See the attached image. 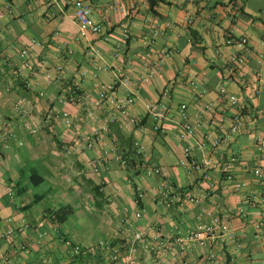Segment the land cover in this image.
I'll return each mask as SVG.
<instances>
[{"label": "crops", "instance_id": "obj_1", "mask_svg": "<svg viewBox=\"0 0 264 264\" xmlns=\"http://www.w3.org/2000/svg\"><path fill=\"white\" fill-rule=\"evenodd\" d=\"M90 3L102 31L81 37L70 0H0V222L29 225L0 240V264H72L67 241L85 249V264H113V251L129 264H207L208 247L183 250L178 238L214 215L228 229L214 242L220 264H264V177L254 174L264 168V0ZM243 37L249 53L236 42ZM113 82L116 97L135 96L126 114L98 103L101 86ZM74 89L82 102L70 98ZM223 89L246 103L237 132ZM146 103L166 105L160 130L151 128ZM183 103L191 124L201 120L195 138L180 136ZM52 108L71 121H46ZM219 136L225 141L214 147ZM185 153L212 165L194 169ZM148 165L164 167L183 193L176 205L154 199L161 177ZM139 189L146 193L137 201ZM64 207L73 213L55 226L53 213ZM79 212L91 220L87 228ZM140 229H148L152 250L133 243Z\"/></svg>", "mask_w": 264, "mask_h": 264}, {"label": "built area", "instance_id": "obj_2", "mask_svg": "<svg viewBox=\"0 0 264 264\" xmlns=\"http://www.w3.org/2000/svg\"><path fill=\"white\" fill-rule=\"evenodd\" d=\"M28 1V0H26ZM71 3L75 7V20L79 26V34L81 37H86L90 33H100L102 31V24L99 21L94 20L93 18V8L90 3V0H70ZM3 17V13L0 12V23L1 19ZM236 40V39H235ZM233 38L230 39L229 42L235 41ZM237 44L244 47V50L246 53L250 52V47L248 45V40L246 37H243L239 40H236ZM30 51L28 49H23L20 52V57L22 58L23 64L25 68H31L32 61L30 57ZM246 60L245 56H238L237 57V63H243ZM2 62V59L0 58V63ZM159 67V65H156L155 68H152L150 70L149 76L152 77L155 74V70ZM108 67H104V69H107ZM237 65L236 62H231L227 66V73L228 75L232 76L237 72ZM61 67H58V72L61 73ZM61 75L58 77L60 78ZM44 77L48 79H52V73L50 71H45ZM38 82V81H37ZM30 87H33L32 84H29ZM116 82L103 84L101 86L100 92H99V100L98 103H102L106 101L109 105H111L117 112L121 114H126L128 111V107L134 102L135 96L133 94H130L127 97L124 98H118L114 95ZM72 96L70 97L72 100L77 102H82V95L74 89ZM170 90L169 88H166L162 92V97L166 98L169 94ZM223 93L225 94L224 97H226L229 104L235 109L233 113V125L231 128V132H237L239 128L243 125V111L246 108V103L242 101L238 95L234 93H227L225 89H223ZM40 95L44 96V92L40 91ZM22 105L18 104L16 105V109L21 110ZM146 108L148 111V115L150 119L153 121L152 127L154 130H160L162 127L163 120L167 119L169 116L167 107L163 103H146ZM187 104L183 103L181 104L179 108V112L181 116L185 119V122L182 123V132L180 136L182 138L188 137V138H195L196 137V131L197 128L201 125V120H199L196 124H191L188 120V113H187ZM23 112H25L23 110ZM201 118V117H200ZM57 119H63L65 122H70V114L68 111H61L58 109H50L48 113L46 114V121L50 122ZM131 122L135 125L140 124V126L143 129H147V126L144 123H141L139 119L136 117L130 118ZM12 123L11 121L6 122L5 127L8 129L11 127ZM3 135L2 131L0 130V137ZM5 135L9 136H15L12 132H7ZM228 136V135H227ZM225 137L219 136L214 139L213 146L218 147L224 140ZM139 148H141L139 143H136ZM200 147L203 148L202 145ZM258 149H262V144L260 141V138L258 139ZM189 155L188 153H185V158L182 160L184 163L190 164L192 168L201 170V169H207L212 165V161L210 158H203L200 162L190 161L188 159ZM124 163L127 164V160H124ZM147 171L149 174H155L161 177L160 183H159V190L156 191V194L154 196V199H159L160 202L167 206L176 205L178 202V195L183 194L180 191H174L172 184L170 181L166 178L165 169L162 166L158 165H152L147 167ZM254 174L258 177H264V168L261 166H257L254 169ZM231 178V176H230ZM145 191L142 189H139L137 192V201H140L143 197H145ZM188 199L193 200L194 202H199V198L192 194L186 195ZM139 215V213H137ZM7 226H3V222H0V240L1 239H10L14 236H16L18 233L25 230L26 227H29L27 223L23 221L21 224H15L13 219L8 217L4 221ZM219 229H221L219 231ZM228 229L225 223L222 222L221 218L218 215L211 216L209 221L202 222L199 224L195 229L190 231L185 237L178 238L179 244L181 245V248L183 250L187 249L188 247H191V245L195 244L200 247H208L207 255H206V261L207 264H220V258L218 256V253L216 252L214 242L218 238L219 235H223L224 233L227 234ZM229 234V233H228ZM40 236H43L44 233H39ZM231 236V235H230ZM150 233L148 229H140L134 232L133 234V243L139 246H142L145 250H152L154 246L150 245ZM106 249L110 248V245L108 243L102 242L101 243ZM67 245L69 246L70 255L73 259L72 264H81L79 260V256L83 253V247L80 244L73 243L71 241H67ZM21 248H24V245H21ZM17 250V248H15ZM13 250V252H15ZM6 258H9V255L6 256ZM110 260L113 264H129V261H122L120 258V255L117 251H113L110 255ZM60 264H66L65 262H61ZM143 264H153L152 261H145Z\"/></svg>", "mask_w": 264, "mask_h": 264}, {"label": "trees", "instance_id": "obj_3", "mask_svg": "<svg viewBox=\"0 0 264 264\" xmlns=\"http://www.w3.org/2000/svg\"><path fill=\"white\" fill-rule=\"evenodd\" d=\"M73 213V210L71 208L68 207H64L62 209H59L58 211L53 213L52 216V222L55 226H59L61 225L64 221H66L67 217L69 215H71ZM85 252V249L83 248V253ZM82 253V255H83ZM82 255H80L79 257H82ZM82 259V258H81ZM81 264H85L83 261H81Z\"/></svg>", "mask_w": 264, "mask_h": 264}, {"label": "rangeland", "instance_id": "obj_4", "mask_svg": "<svg viewBox=\"0 0 264 264\" xmlns=\"http://www.w3.org/2000/svg\"><path fill=\"white\" fill-rule=\"evenodd\" d=\"M80 215V218H81V221H82V223L84 224V226L87 228V226H89L90 225V221L91 220H89L87 217H86V215L84 216L83 214H82V212H79V214H78V216ZM82 216H83V219H82Z\"/></svg>", "mask_w": 264, "mask_h": 264}]
</instances>
